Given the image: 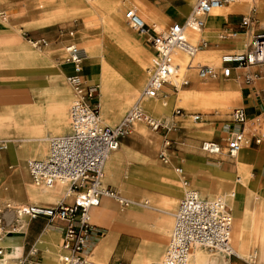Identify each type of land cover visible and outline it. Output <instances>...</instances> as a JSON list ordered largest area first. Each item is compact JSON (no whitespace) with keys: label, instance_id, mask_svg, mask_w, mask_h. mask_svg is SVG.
Segmentation results:
<instances>
[{"label":"bare ground","instance_id":"6f19581e","mask_svg":"<svg viewBox=\"0 0 264 264\" xmlns=\"http://www.w3.org/2000/svg\"><path fill=\"white\" fill-rule=\"evenodd\" d=\"M187 1L193 3V0ZM75 9L80 10L84 16H90L89 22H94V13L100 14V20L102 21L101 24L94 22L93 27L88 26L84 31L78 33L73 43L77 44V42L85 41L87 36H89V31L100 34L101 41L99 46L89 47L86 52L81 49L79 53L83 56L86 64H89L92 58H100L101 60L100 73L97 80L99 81L101 104L103 106L101 113L102 122L107 124L115 123L139 94H141V99L139 97L140 106L149 114H162L168 111L167 107L173 105L177 100H181L185 104L191 101H200L198 105L197 103L192 104L191 109L207 106L225 110L232 104L244 106L239 92L237 94L230 92H202L193 96V93L188 92V90H181L180 94L167 90V93H165L170 96L169 98L144 97L142 99V92L147 84L148 71L154 56L143 48L141 44L142 38L129 30L125 13L127 10H135L147 25L152 26L159 33L165 31L168 24L167 21L152 15L147 10L154 8L146 4L145 0H48V3L40 8L26 9L22 13V18H30L25 23V32L37 31L41 26L50 27L57 22L66 21ZM251 9H259V11L264 9V0H235L232 5L219 7L213 10L211 14L212 16H226L230 12L247 14ZM32 16H37L38 20H31ZM187 35L191 41L197 43L201 33L189 30ZM5 51L11 52L12 61H23L26 67H32L31 69L34 70L32 79H30L31 76L29 75L20 74L19 81L17 80L15 85L29 86L30 92L34 93L36 103L32 106L30 103L28 105L29 97H27L26 91L19 94L15 90L11 92L12 100L19 99L20 102L17 103L15 101L11 106H0V142H4L0 146V195L6 200L7 215L10 217L8 221L13 219L20 223H25L26 220L18 217L13 210L14 208L18 209L27 206L17 207L20 203L28 200L30 202L29 205H41L44 207L49 206L56 197L63 193L61 188L68 189V193L66 192L67 197H71L74 193L65 184H60V187H53V189L35 185L31 179L28 162L42 159L46 156L47 151L49 152L51 137L48 134L61 136L71 131V123L67 111L71 102L75 100L73 101L72 95L66 86L64 88L59 86L63 82L62 75L52 76V82L48 86L43 85L42 87L39 85L38 81L41 76L39 71L36 70L41 65L42 55L39 52H36L28 45L13 48L12 50L5 49ZM243 51L245 49L239 50V52ZM188 58L185 53H175L174 59L176 64L180 66V70L172 77L174 82L180 83V76L187 71L185 68ZM221 59L220 52L202 50L196 55L195 61L197 60L198 63L205 62V65L213 66L218 70L221 67ZM195 65L193 64L189 70L192 73L191 78L194 79V82H197L195 77L197 70L193 67ZM210 80H213V78L210 77ZM51 95L56 97L60 95L59 97L64 103L63 112H56L54 118L49 117ZM133 126V131L127 132L123 138L131 136L136 139V148L130 150V148L121 144L120 148L109 156L105 167V182H113L114 185L119 186L121 196L115 200L120 205L124 203L121 199L131 201L133 204H141L134 202L137 197L149 200V202L154 204L156 199L148 190L132 184L125 185L119 181L122 177L123 165L127 159L129 162L135 161L157 165L153 161L155 158L152 155L155 149L160 147L161 135L150 132L143 124L134 123ZM28 157L30 160L26 163ZM195 177L194 184L202 190V194H206L209 199H222L231 212L233 225L230 241L237 257L249 264H264V197L248 189L246 184L248 178L243 180L240 185H236L229 181L226 182L217 174L208 171L203 172L200 176L195 175ZM26 224L27 222L24 225ZM142 228L144 227L142 226ZM173 229L171 227L168 232L164 231V236L167 237L171 231L173 233ZM8 237L7 235L5 238V245L11 249L0 258V264H10L21 253V247ZM148 243V239H145V247L137 253L134 264H163L165 247H161L159 253H151L148 251ZM49 251L51 252V250ZM62 255L63 252L60 257V264H62ZM96 259L97 264L106 262L107 253L104 258L97 257ZM230 263V258L225 259L222 254L211 255L203 246L199 245L192 249L188 260V264Z\"/></svg>","mask_w":264,"mask_h":264},{"label":"built area","instance_id":"2783aa9c","mask_svg":"<svg viewBox=\"0 0 264 264\" xmlns=\"http://www.w3.org/2000/svg\"><path fill=\"white\" fill-rule=\"evenodd\" d=\"M234 2L235 0H195L184 23H174L160 33L147 25L135 10H127V24L133 32L143 36L154 50L142 99L159 97L167 86L178 90L179 87L189 84L185 77L180 83L172 80L180 70L174 59L175 53L182 52L189 57L185 69H190L196 55L207 47L208 42H192L188 38V31L201 32L205 27L206 17L213 10ZM256 21L253 15H244L241 25L250 28L256 26ZM79 51L75 45L66 48L67 62L73 68L67 80L76 95L70 110L71 131L63 136L50 138L49 153L45 159L28 162L35 185L53 188L58 184H67L75 193L74 200L71 203L62 202L55 208L27 205L15 210L18 216L32 220L45 218L49 224L64 225L62 264H94L85 250L94 233L89 213L100 205L103 197L119 198L115 189L104 186L102 180L107 160L119 149L120 139L138 121L145 122L156 131L168 128L166 121L149 117L142 111L141 97L117 126L102 124L100 107L92 103L95 93L89 86L85 87L83 81V56ZM221 58L222 63L218 70L210 65L193 66L198 70L200 80L205 81L208 77L217 78L220 75L230 78L239 69L244 71L243 79L246 84H253L258 79L264 82V29L252 33L246 52L227 53ZM183 113V109H177L175 115L180 116ZM191 116L194 121H201L203 114L194 113ZM225 123L233 126L225 144L212 139L203 141L202 151L207 156H218L225 152L228 156L235 157L249 141L256 145L262 143L259 134L248 129L250 120L244 108H236L228 113ZM160 158L167 162L164 154ZM232 225L231 212L222 199H208L196 190H188L175 214L174 229L163 264H188L192 249L198 245L211 251L223 252L229 257H237L230 241ZM6 227V209L0 207V242L4 238ZM4 253L5 249L0 245V258ZM26 263L27 260L15 264Z\"/></svg>","mask_w":264,"mask_h":264},{"label":"rangeland","instance_id":"374dc122","mask_svg":"<svg viewBox=\"0 0 264 264\" xmlns=\"http://www.w3.org/2000/svg\"><path fill=\"white\" fill-rule=\"evenodd\" d=\"M150 1H152V0H150ZM167 1L169 2V4L174 3L178 6H181L179 9H186L183 13V19H185V17L192 10V6L195 2V0H193V3H191V5H188L184 0H167ZM47 3H48V0H0V43L1 42L4 43L5 41L13 43V46H8L7 48H6V46L0 47V49H2L0 51V53H1L0 57H2L0 59V106H4V105H7V106L10 105L11 106V105H13V103H15V101L17 103L20 102L19 99L15 100V101L12 100L11 92H13L15 90H17L19 92V94H21V92L24 93L26 91V95H27V97H29L28 102H27L28 105L30 103V105L32 106L34 103H36V100L34 98V93L30 92L29 86L22 85V84L15 85V82L17 80L19 81V75L20 74L21 75H29V76H31V78L30 77H28V78L32 79V76H33L32 72L34 70L31 69L32 67H29V66L26 67V65L23 63V61H19V62L12 61L11 52L5 51V49H11V48L13 49V48H16V47L21 46V45H28L33 50H35L36 52H39L42 55V58L40 60L41 65H39L38 68H36V70L39 71L40 76H41L40 80L38 81L40 86H42V87H43V85L48 86L52 82V80H51V78H53L52 76L57 75V74L62 75L63 76V82H61L59 86L61 88H64L66 86L72 95L73 101L76 99L75 91L67 80L68 76L72 73L73 68H72V64L67 62L68 55L66 53V48L69 45H77L80 50L82 49L84 52H86V49L89 47L99 46L100 41H101V39H100L101 37H100V34H95L94 31L88 32L89 36H87V39L85 41L77 42V44H73V43L75 42L74 39L77 36V34L84 31V29L86 27H88V26L93 27L94 22L99 23V24L102 23V21L100 20V14L94 13L93 14L94 22H89L88 20L90 19V16H87V15L84 16L80 10L75 9V11H73V14L66 21L57 22L55 25L50 26V27L41 26V27H39V29L37 31L25 32V29H26L25 23L30 18H28V17L22 18L21 17L22 13L26 9H30V8L38 9ZM232 4L233 3H231L230 5H232ZM230 5H228V6H230ZM253 11H255V14L261 20V22L258 24L259 29H264V18L261 17V13H260L259 9H251L250 12L245 14V15H250V14L252 15ZM31 20L37 21L38 18H37V16H32ZM182 20H180V21H182ZM174 21L173 20L168 21V24H167L165 30H167L169 28V26ZM224 21H227V19H224L222 21V23ZM127 26L129 28V30L131 32H133L128 24H127ZM133 33L136 36L142 38L141 44H142L143 48H145V50L148 53L154 54L153 48L150 45H148V43L144 40V37L138 33H135V32H133ZM221 33H223L222 25H220V27L217 30H215L214 32H210L208 30L207 25H206L205 29L201 33V36L199 37L198 41H200V39H202V38L209 40L211 42V45H209V47L206 48L205 50L211 49L210 51H213V50L220 51L221 57L223 54L230 52V51L239 52V47L237 46V44H236V47H235V45L231 48H228V47L230 44H235V42H237L236 39L240 38V37L237 36V38L235 37L233 40H228V41L222 42L219 39V35ZM215 44H217L218 46L216 47ZM45 50H46V52H44ZM203 51H204V49H203ZM60 61L62 64L60 63ZM91 62L95 65V67L94 68H91L90 66L86 67ZM100 62H101L100 58H92V59H90L89 64H86V61L83 60L81 65H82V75H83V81L85 83V87L89 86L93 90V92L95 93V98L92 101V103H96L99 105V107H100L99 108L100 109V120H101V113H102L103 106L101 104L99 81L97 80L99 73H100ZM197 63L198 62L196 60L195 64H197ZM200 64H206V63L201 62ZM243 72H244L243 70H238L239 74H243ZM184 74H186V73H184ZM184 74L180 76L181 80L183 79ZM191 74H192L191 71L188 70L187 75H188L189 79L191 80V84H194V83L197 84V83L203 82V81L199 80L198 70H197V73L195 76L197 79V82H194V79L191 78ZM148 75H149V73H148ZM148 78H149V76H148ZM213 79H215V78H213ZM218 79L222 82V84L227 83V81L228 82H230V81L234 82L235 81V77H232L231 79L226 80V81L224 79L220 78V76L218 77ZM181 80H180V82H181ZM208 80H210V77H208L205 81H208ZM239 81H243L240 84L241 86H243V88L241 89L242 93H243L244 89H251V90L254 89L257 92H262V94L264 93V82L262 79L256 80L254 85L246 84L244 79H241ZM257 83H259L260 85H256ZM190 85L180 87L179 91L175 92V94H180L181 90H188V92L193 93V96L198 94V93L207 92V90H201V89H188V87ZM167 90H170L171 92H173V90L170 89V87H167L165 89L166 92H167ZM239 90H240V88H238L234 91L233 90L229 91V92L232 94H237L239 92ZM59 96L60 95H58V97H56L55 95H51V107H50V114H49L50 118H54V115L56 112H63V110H64V103ZM140 96H141V94L136 96L134 102L131 105H129V107H127L125 109V111L121 114V116L119 117V119L115 123L107 124L106 122H102V121H101V123L104 125H109L111 127L117 126L123 120V118L128 113V111H130L133 108V106L137 103ZM159 97L160 98H166V97L169 98L170 96L163 93ZM244 102H245V106L232 104L229 108H226L225 110H219V109H215L212 107L210 108L207 106L201 107L198 109H191L192 104L194 105V103H197V105H198L200 103V101H191L190 103L185 104V102H183L181 100L180 101L177 100L174 102L173 105L168 106L167 107L168 111H166L167 113L164 112L162 114H149V113L145 112V110L142 109V111L147 116L152 117V118L157 119V120L166 121L167 126H168V128H166V129L162 128V129L156 131V130L152 129V127H150L149 125H147L143 121H138L135 123V124H143L150 132L157 133V134L161 135L160 147H159V149L156 153V156L154 157L155 159L153 161L157 164L156 165L157 167H160V168L165 169V170H172L173 174H175L178 177L179 182H180V186H181V191H180L178 200L176 202L175 208L172 210L173 214H175L177 212L179 202L185 196V194L188 190H191L194 188L193 190L198 191L202 197L208 198L207 195L202 194V192H201L202 190L194 184V180L196 178L195 173L192 174V173L187 172V168L185 165H186L187 161L191 158V151L187 147V145L191 142H197L198 143L197 149H198V151L201 152V141H203V140H209V139H216L217 140V139L221 138L220 142L222 141V143L225 144L226 139L229 137V134L232 131V126L226 125L224 123H219L216 121L221 120V119H225L226 118L225 114L231 112L235 108H244L246 110V112L249 115V120H250V124H248L247 127H248V129H250L252 131V133H253V131H256V133L259 134V136L262 138V143L260 145H256L253 142H251L250 145L247 144L245 146V148L234 158L229 157L225 152H224L225 156L218 155V156H213V157H209V156L205 155L204 153H201V155L197 156L196 161L202 162L201 160H204L206 162V166L204 167L205 169L207 168V169L215 170L218 172V175L229 174L233 177V179H234L233 182L237 185H240V184H238V182L241 179L242 175L238 169L232 167V164L230 163V162H232L231 160L237 161L243 155V153H245L249 149L253 152L254 156L260 155L263 152V155L261 156V160H262L261 164L258 166H252L251 178H252L253 186H255L258 190H261L264 192V185L260 184V181L255 177V175L253 173L255 171V168L261 169L264 165V108L262 110H259L258 107L257 108H251L248 105V103H246L245 98H244ZM73 103L74 102H71V104L68 108V111H67L70 123H71L70 110H71ZM177 108H182V109L186 110L185 111L186 116L185 117H178V118H175V120H173L172 115H173V112ZM109 111H111V110H109ZM211 112L212 113L218 112L220 114H215L216 115L215 117H209L207 115H204L205 118L203 117V119L206 121L207 120L210 121L209 123L195 122L190 115L192 113L210 114ZM109 113H111V112H109ZM223 125H226V127H227L226 133H221V128L223 127ZM229 126L231 127V129H229L230 128ZM133 128H134V126H132L129 129V131L130 132L133 131ZM207 128H211V130L213 132L212 136H206L203 134V130H205ZM68 132H66V133H68ZM48 135H49V137L60 136V135L52 136L51 134H48ZM61 136H63V135H61ZM121 140H123V137L120 139V144H121ZM47 143H49V142H47ZM2 144H4V142H2V143L0 142V146ZM48 153L49 152L47 151L46 156L42 159H45L47 157ZM161 154H164L167 157V162H163L161 160V158H160ZM222 158L224 159V161ZM28 160H30L29 157L26 159V163ZM149 164H150V169H153L156 167L152 163H149ZM132 168H133V166H131L129 164V162H126L123 165L122 180H124V181L127 180L128 175L131 174ZM178 169H180L182 171V173L177 172ZM142 174H144V173H142ZM220 178H222L226 182L230 181V180H227V178H223V177H220ZM243 180H245V179L242 178L241 183L243 182ZM185 181L188 182V186H185V184H184ZM102 182H103L104 186L110 184V183L105 182V177L103 178ZM65 185H67V184H65ZM60 186L61 185L58 184L55 187L57 188ZM67 186L70 187L69 185H67ZM112 186L115 187V191L117 192L118 197H120L121 194L119 191V186L113 185V184H112ZM51 189H53V188H51ZM61 189L63 190V193L60 196L56 197L53 200V202L51 204H49V206L47 205L46 207L55 208L62 202L70 203L74 199L75 193H73L71 197L65 199L64 196H65L68 189L67 188H61ZM0 191H1V185H0ZM256 193H258V192H256ZM113 199H115V198H113ZM215 199H217V198H215ZM148 201L149 200H144V199H141L139 197L134 199V202H140L143 205H146V202H148ZM5 202H6V200L2 197V195H0V207L6 209V221H7V227H6V231L4 234V238L0 242V245L5 249V252H7L8 247L5 245V238L7 235L13 236V237H19V239H17V240H21L23 243V250H22V254H21L20 258L18 260L11 261L10 264H14V263L21 262V261L25 262L26 260H27L26 264H44L43 253L40 250V246L37 247V242L43 235L46 234V232H54L55 234H58L57 230L54 227L55 224L47 223V219H45V218H39L36 220H32L28 217L18 216L16 214L18 217H22L23 219H25L26 222L28 223V227H26V229L21 230L20 227L22 226V223H20L16 220H13V219L8 221L10 217H9V215H7L8 209L6 208ZM126 202L127 201H124V203H122L121 206L122 207L128 206V203H126ZM132 203L133 202H131V201L129 202V204H132ZM29 204H30V202L27 200L26 202L20 203L17 207L29 205ZM150 205H152L151 202H150ZM96 208L97 207L93 208L89 213L90 223L94 224V225L99 224V225L107 226L104 223L96 222V221L92 220L91 215H92L93 211L96 210ZM13 210L15 212L16 209L14 208ZM40 222H43L44 224L42 226H40L39 225ZM113 224H116V223H113ZM173 225H174V218H173L172 227H173ZM131 234H132V236H134V238H136L138 240L137 243H139V245H142L145 239H149V240L155 239L151 235L152 234L151 230H149V231H143L142 230V234L139 232L138 233H132L131 232ZM143 234H145L146 236H143ZM58 235L60 236V239H61V241H60V252L62 254L63 235H60V234H58ZM171 236H172V231L167 236V239L165 240V245H164L165 253H166L168 244L170 242ZM101 238L102 237H100L98 240H101ZM15 243L18 244L17 242H15ZM18 245L21 246V244H18ZM203 248L205 250H207L211 255L222 254L225 257V259L230 258V262H231L230 264H249L247 262L240 260L237 257H229L226 254L224 255V253H222L220 251H211L208 248H205V247H203ZM59 257H60V254L57 253L55 256L56 264H59ZM89 259L94 264H97V259H96L95 255L91 256L89 254ZM103 264H107V263H103Z\"/></svg>","mask_w":264,"mask_h":264},{"label":"crops","instance_id":"0c3cea01","mask_svg":"<svg viewBox=\"0 0 264 264\" xmlns=\"http://www.w3.org/2000/svg\"><path fill=\"white\" fill-rule=\"evenodd\" d=\"M145 1H146V4H148L150 7L154 8V9H147L152 15H154L160 19H163L167 22L175 20L171 25H173L174 23H184L192 11L191 10L189 12V14L185 17V19H183V13L186 9H179L181 6H178L174 3L169 4V2L167 0H152V1L145 0ZM184 1L188 5H191V3H189L187 0H184ZM192 8H193V6H192ZM260 13H261V17L264 18V9H261ZM244 15L245 14L233 13V12L227 13L226 16H212L210 14L205 19V26L207 25L208 30L210 32H214L215 30H217L220 27V25H222L223 33H221L219 35V39L222 42H225L228 40H233L235 37L236 38H237V36L239 37V35L241 36L240 37L241 39L237 38L236 39L237 42H235V44H230L228 48H231L234 45L236 47V44H237V46L239 47V50L245 49V51H243V52L230 51L227 53H244V52H246L248 50V46H249L250 39L252 37V33L254 31L262 30V29H259V27H258L259 26L258 24L261 22V20L255 14V11H253L252 15L257 20L256 26H252L250 28L249 27L248 28L243 27L241 25V20H242V17ZM224 19H227V21H224L222 23V21ZM180 20H182V21H180ZM204 29H205V27H204ZM204 29L200 33H202L204 31ZM232 33H235V34H232ZM144 40L146 41L145 38H144ZM200 40L202 41V40H206V39L202 38ZM206 41L208 42L206 48H208L209 45H211V42L209 40H206ZM199 42L200 41H198L197 43H199ZM148 45H150V44L148 43ZM215 45H216V47L218 46L217 44H215ZM3 46H6V48H7L8 46H13V43L8 42V41H5L4 43L1 42L0 47H3ZM24 46L25 45H21L18 47H24ZM18 47H16V48H18ZM206 48H204V50ZM1 50L2 49H0V51ZM11 50H12V48H11ZM202 50L203 49H201V51ZM209 50H211V49H209ZM213 51L214 52H220L217 50H213ZM227 53H225V54H227ZM1 58L2 57H0V59ZM195 59H196V57H195ZM195 59H194V64H195ZM197 64H200V63H197ZM200 65H205V64H200ZM88 66H90L91 68L95 67V65L92 62L89 65H87L86 67H88ZM188 70L185 71L186 74H184V77L187 80H189L188 85H190L191 80L189 79V77L187 75ZM238 70L239 69H236L230 78H224L220 75V78L224 79L225 81L231 79L232 77H235L234 82H231V81L228 82L227 81V83L222 84V82L218 79V77H219L218 76L217 78H215L213 80L203 81L202 83L200 82L197 84L196 83L191 84L188 87V89H201V90H207V92H223V93H225V92H229L232 90L234 91V90L240 88L239 93L241 94L240 98H241V102L243 103V105L245 106V102H244V98H245L246 103H248V105L251 108H257L258 107L259 110H262L264 108V93L262 94V92H257L254 89L253 90L244 89V91L242 93L241 89L243 88V86H241L240 84L243 81H239V80L243 79L244 72H243V74H239ZM199 80H200V78H199ZM249 85H254V83L249 84ZM256 85H260V84L257 83ZM167 87H170V89H172L173 92H177L180 89V87L178 90H174L171 86H167ZM177 109H179V108H177ZM176 110L173 112V115H172L173 120H175V118H178V117H185L186 116L185 115L186 110L183 109L184 113L180 116L175 115ZM192 114H194V113H192ZM200 114H203V113H200ZM215 114H220V113H218V112L212 113L211 112L210 114H203V117H204V115H207L209 117H215L216 116ZM227 115H228V113L225 114V116H226L225 119L217 120L216 122L226 124L225 121L227 120ZM203 117H202L201 121H195V122H206V123L210 122L208 120L207 121L204 120ZM226 125H223V127L221 128V133L227 132ZM229 129H231V127ZM232 129H233V126H232ZM203 134L206 136H212L213 132H212L211 128H207V129L203 130ZM212 140H216V139H212ZM220 140H221V138L217 139L216 141L220 142ZM203 141H205V140H203ZM203 141H201V146H202ZM220 143H222V141ZM121 144H124L126 147L130 148V150H133L136 148V139H134L131 136H126L123 138V140H121ZM222 144H224V143H222ZM197 145H198L197 142H191L187 145V147L191 151V158L187 161V163L185 165L187 168V172L192 173V174L195 173V175L200 176V174H202L203 172L208 171V172H213V173L218 175L217 171L204 168L206 166V162L204 160H201L202 162L196 161L197 156L201 155V153H204L202 150H201V152L198 151ZM248 145H250V141H249ZM149 151H151V150L149 149ZM157 151H158V149L156 148L155 151L153 152V155H152L153 158L156 156ZM221 155L225 156V153L222 152ZM262 155H263V152L260 155L254 156L253 152L249 149L248 151L243 153V155L239 158V160H237V161L231 160L232 162H230V163L232 164V167L238 169L242 175L238 184H241L242 178H244V179L248 178L247 179L248 181L246 180V184L248 185V189L253 191V192H258L259 194H261L264 197V192L261 190H258L255 186H253V182H252V178H251L252 166H258L261 164V162H262L261 156ZM231 158H234V157H231ZM223 161H224V159H223ZM126 162H129V160L127 159ZM129 164L131 166H133V168L131 170V174L128 175V178L126 181L122 180V177L119 179V181L125 185L126 184L127 185L132 184V185L140 186L141 188L148 190L155 197L156 201L152 205H150L149 201L146 202V205H143L142 203L141 204H137V203L129 204L130 201H127L126 203H128L129 205L122 207L119 204V202H117L115 199H112L109 197H103L100 205L96 208V210L93 211L91 218L93 221L104 223L107 226H103V225H99V224H95V225L93 224L94 233L92 235V239L90 240L89 244L87 245V247L85 249L88 254H90L91 256L95 255L96 258L97 257L104 258V256L107 253V261L102 262L100 264H103V263H107V264H134V262H135L134 260L137 256V253L140 250H142L145 247V245H144V242L142 245H139V243H137L138 240L136 238H134V236H132L131 232L132 233H138L139 232L142 234V230L143 231L151 230V232H152L151 235L155 239L154 240L148 239V241H149L148 251L151 253H159L160 248L164 247L165 240L167 239V237L164 236V231L168 232L169 229L172 227L173 218H174V223H175V214L177 212L175 214H173L172 210L175 208L176 202L178 200V197H179V194L181 191V186H180V182H179L178 177L175 174H173L172 170H165V169H162V168L157 167V166L153 169H150L149 163L143 164V163H139V162H135V161H133V162L130 161ZM177 172L182 173V171L180 169H178ZM142 173H144V174H142ZM253 173H254L255 177L260 181V184L264 185V165L261 169L255 168V171ZM104 176H105V174H104ZM218 176L223 177V178H227V180H230L229 181L230 183L234 184V182H233L234 179L231 175L220 174ZM107 183H110V184H108L106 186H110L113 189H115V187L112 186V184L114 185L113 182L108 181ZM184 184H185V186H188L187 181H185ZM67 193L64 196L65 199L69 198V197H67ZM181 200H180V202H181ZM180 202H179V204H180ZM39 206H41V205H39ZM44 207H46V206H44ZM25 223L22 222V226L20 227L21 230L26 229V227H28V223L26 225H24ZM113 223H116V224H113ZM43 224H44L43 222L39 223L40 226H42ZM139 226H141V227H139ZM142 226L144 228H142ZM54 227L57 230V233L60 235H63V237H64V225L62 223H55ZM99 233H101V235ZM58 234H55L54 232H46V234L43 235L37 242V247L40 246V250L43 253L44 264H56V260H55L54 256L57 253H59L60 257H61V252H60V241H61V239H60V236ZM143 236H146V235L143 234ZM100 237H102L101 240H98ZM8 238L14 243L17 242L18 244H21V246H20L21 247V249H20L21 253L19 254V256H17L15 258V260H18L22 254L23 243L21 240H17V239H19V237L9 236ZM9 249H11V248L8 247L7 251ZM49 250H51V252ZM103 254H104V256H102ZM60 257H59V264H60Z\"/></svg>","mask_w":264,"mask_h":264}]
</instances>
